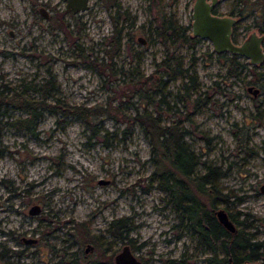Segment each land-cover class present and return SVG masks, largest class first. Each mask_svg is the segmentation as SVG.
Returning a JSON list of instances; mask_svg holds the SVG:
<instances>
[{"label":"rangeland","instance_id":"374dc122","mask_svg":"<svg viewBox=\"0 0 264 264\" xmlns=\"http://www.w3.org/2000/svg\"><path fill=\"white\" fill-rule=\"evenodd\" d=\"M237 1L222 0L218 12H238L234 41L242 44L254 32L262 35V22L251 5ZM194 4L91 0L88 11L74 14L65 0H0V255H7L0 264H115L128 240L108 229L122 218L142 264H220L182 222L143 130L124 123L146 109L164 124L180 122L202 161L225 173L222 196L192 188L203 210L227 209L264 245V67L229 77V59L209 40L199 39L192 50L169 38L171 17L192 36ZM164 61L175 78L157 95L146 94L147 78ZM48 80L56 85L51 104L60 99L91 116L45 112L34 133L6 126L27 118L19 97L37 99L33 86ZM165 167L174 171L168 162ZM36 207L39 214L31 215Z\"/></svg>","mask_w":264,"mask_h":264},{"label":"trees","instance_id":"16d2710c","mask_svg":"<svg viewBox=\"0 0 264 264\" xmlns=\"http://www.w3.org/2000/svg\"><path fill=\"white\" fill-rule=\"evenodd\" d=\"M238 4L240 7L251 5L252 13H255L262 22L258 29L264 35V0L262 4H252L250 0H238ZM166 26V31L170 35L169 38L174 42L189 45L192 50L196 48L199 39L187 38L185 28L172 21H168ZM221 56L229 59L227 69L229 77L240 78L249 68L256 71L264 67V65L250 67V64L241 61L242 58L237 55L222 54ZM177 66L176 70L183 73L181 65L177 64ZM157 68L158 70L146 80V94L152 91L157 95V90L163 88V85L175 78V70L169 67L167 61L158 64ZM160 70L162 75L155 79ZM260 76L262 74H255L257 78ZM141 79H139V82ZM258 81L259 79H256V82ZM256 82L252 84H256ZM52 84L53 82L48 80L46 83L34 85L32 91L37 93V99L29 100L25 97H19L20 102H22L20 108L25 111L27 118L18 121V123H6L5 125L18 130L25 129L28 132H33V128L37 126L38 121L43 118L45 112L61 115L64 118L91 116L88 110L84 111L83 108L63 103L60 99L55 100L56 104H51L50 101L55 98L52 93L56 91V85L51 86ZM149 85L152 89H155H148L147 86ZM13 96L15 97L16 93ZM159 96L163 98L161 103H165L166 96L164 92L160 93ZM145 98L150 101V104H154L156 101L151 95H145ZM4 115L5 113H1L0 117ZM124 117L127 116L124 115ZM124 123L138 126L143 130L154 155L157 156L156 166L164 167L160 179L165 185V191L170 196L171 202L176 205V210L181 214L182 222H187V227L192 228L199 235L201 243L212 251L211 260H218L220 264H264V245L257 242L253 235L247 231L244 221L236 220L232 213L224 208L236 226L243 227L242 229L237 227L239 229L237 234H230L218 223L214 213L203 210L204 204L193 194L192 191L194 190L197 194L200 193L207 197L222 196L223 191L220 189V181L224 178L225 173L221 168L207 165L202 161L201 157L187 143L186 138L189 132L181 126L180 122L171 125L164 124L159 115H155L146 109L143 113L137 111L134 116H128ZM2 125V122H0V127H3ZM125 132L124 130L121 134H125ZM166 162L170 163L174 169L173 172L166 169ZM201 166L204 167V172L199 170ZM81 226L84 227L85 225L81 224ZM129 226L128 219L122 218L110 224L108 233H113L123 240H128L126 245H129L134 252L136 247L131 245V240L128 238ZM17 255L20 256V254ZM5 257L7 255L2 253L0 261L3 262Z\"/></svg>","mask_w":264,"mask_h":264},{"label":"water","instance_id":"95a60500","mask_svg":"<svg viewBox=\"0 0 264 264\" xmlns=\"http://www.w3.org/2000/svg\"><path fill=\"white\" fill-rule=\"evenodd\" d=\"M67 11L74 14H80L90 9L91 0H65ZM217 0H213L210 5L207 0H197L193 12V37L198 39L209 40L217 54H232L246 59L252 66H261L264 64V35L252 33L242 44H237L233 39V29L237 20L231 17H218L212 15ZM45 19L48 14L42 10ZM142 40V39H141ZM248 92L254 97L260 93L259 89L249 87ZM100 185H109V181H100ZM264 194V185L260 188ZM39 208H34L31 215L39 214ZM215 218L218 223L230 234L235 235L238 232L236 224L230 218L224 208L215 210ZM28 244H37V240H27ZM93 247L88 246L86 253H90ZM115 264H142L132 251L129 245L123 247V250L115 256ZM250 264V263H247Z\"/></svg>","mask_w":264,"mask_h":264},{"label":"flooded vegetation","instance_id":"af4514ba","mask_svg":"<svg viewBox=\"0 0 264 264\" xmlns=\"http://www.w3.org/2000/svg\"><path fill=\"white\" fill-rule=\"evenodd\" d=\"M196 1L197 0H195V3H196ZM221 1L222 0H217V3H216V5H215V8L213 9V11H212V15H214V16H218V17H231V18H235L237 15H238V12L237 13H235V14H233L232 13V15H236L235 17H232V16H223V15H221L219 12H218V7L220 6V4H221ZM238 2V1H237ZM207 3L208 4H212L213 3V0H207ZM67 4V3H66ZM238 6H239V4H237ZM194 6H195V4H194ZM194 6H193V12H194ZM240 7V6H239ZM192 18H193V13H192ZM236 20H237V18H235ZM168 21H172L173 23H178L179 24V22L177 21V20H174V18L173 17H171ZM237 22H238V20H237ZM192 25H193V23H192ZM237 25V24H236ZM181 26V25H180ZM181 27H183V26H181ZM183 28H185L186 29V32H185V35L187 36V38H190V39H192V38H194L193 37V27H192V36H189L187 33H188V27H183ZM235 28H236V26L234 27V29H233V39H234V34H235ZM142 39V40H141ZM138 41L140 42V43H142V44H146V40L144 39V38H142V37H140V38H138ZM213 213H215V210L213 211ZM239 230V229H238ZM88 248V247H87Z\"/></svg>","mask_w":264,"mask_h":264}]
</instances>
